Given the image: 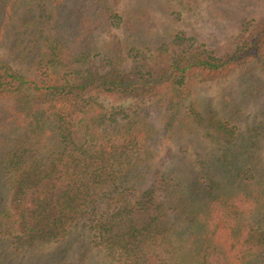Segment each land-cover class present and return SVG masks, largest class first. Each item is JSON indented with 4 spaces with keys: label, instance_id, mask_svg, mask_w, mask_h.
<instances>
[{
    "label": "trees",
    "instance_id": "1",
    "mask_svg": "<svg viewBox=\"0 0 264 264\" xmlns=\"http://www.w3.org/2000/svg\"><path fill=\"white\" fill-rule=\"evenodd\" d=\"M15 6L0 0V43L10 42L6 53H0V264H10L12 250L22 253L37 241L58 243L84 230L113 264H170L163 252L175 228L167 227L166 207L157 201L154 185L136 201L130 198L137 190L130 186V164L143 148L142 139L130 132L127 110L105 113L97 99L175 95L195 77L264 66V15L227 55L192 51L189 46L170 56L163 67L145 71L75 67L88 49L92 29L78 35L76 44L82 43V48L55 36L50 63L72 69L54 76L39 49L41 42L51 40L44 33L56 28L50 25L53 16L47 20L32 10L22 16L2 15ZM76 24L65 20L61 25H70V34ZM178 42L186 43L181 38ZM26 64L30 76L17 69ZM202 121L213 130L214 139L224 143L223 160L234 189L217 195L215 185L191 187L194 178L187 177L192 211L198 213V221L192 215L191 227L184 228L185 233L191 230L193 260L250 264L256 257L257 264H264V169L244 167L238 155L242 138L264 137V124L247 135L220 119Z\"/></svg>",
    "mask_w": 264,
    "mask_h": 264
},
{
    "label": "rangeland",
    "instance_id": "2",
    "mask_svg": "<svg viewBox=\"0 0 264 264\" xmlns=\"http://www.w3.org/2000/svg\"><path fill=\"white\" fill-rule=\"evenodd\" d=\"M10 3L16 6L13 12L10 7L5 9L2 15L7 18L22 16L26 10L47 20L53 16L50 25L54 23L56 28L50 27L44 33L51 40L39 45L46 59L56 47L55 36L69 40L70 46L82 48V43L76 44L78 35L92 29L88 49L81 52L74 66L84 70L98 67L102 71L112 66L125 71H145L151 66L158 69L170 56L189 46L192 51L227 55L264 15V0H10ZM54 19L76 20L77 27L68 34L66 30L71 26L57 24ZM178 38L186 43H179ZM63 41L60 42L65 45ZM9 44V40L2 41L0 53H6ZM44 64L54 76L66 68L50 63L49 59ZM17 69L32 75L27 64ZM97 101L105 113L127 110L131 117L130 132L142 139L143 148L130 164V186L137 188L130 198L136 201L154 185L157 201L165 204L163 216L167 227L175 228V234L171 235L164 257L170 264H195L191 230L184 232L191 222L190 216L198 221V213L192 211L190 188L199 184L211 189L215 185L216 194L224 196L234 189L229 181L228 164L223 160L224 143L214 139L215 133L202 120L220 119L247 135L260 131L264 124V66H246L208 79L195 77L175 95H107ZM239 145L242 149L238 155L244 167L251 166L255 172L264 169L263 135L244 137ZM187 177L194 178L191 187L187 186ZM84 231L71 232L58 243L37 241L22 253L12 250L9 263L113 264L94 245L92 234ZM55 257L59 259L53 260ZM250 260V264L258 263L256 257Z\"/></svg>",
    "mask_w": 264,
    "mask_h": 264
}]
</instances>
